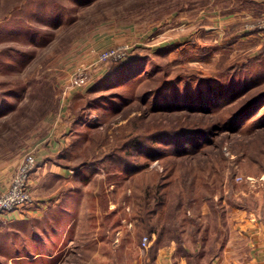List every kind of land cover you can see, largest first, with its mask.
Wrapping results in <instances>:
<instances>
[{
	"label": "rangeland",
	"instance_id": "rangeland-1",
	"mask_svg": "<svg viewBox=\"0 0 264 264\" xmlns=\"http://www.w3.org/2000/svg\"><path fill=\"white\" fill-rule=\"evenodd\" d=\"M262 26L264 0H0L6 185L26 154L36 160L32 201L22 214L59 212L81 193L78 241L103 239L98 256L131 264L171 241L174 254L207 264L238 224L240 210L264 209ZM106 53L113 55L100 60ZM146 93L152 94L144 100ZM183 96L193 106L190 121H233L196 154L164 155L171 167L162 180L169 182L161 192L165 233L154 247L155 234L132 216L134 177L113 169L108 158L128 135L184 119L186 112L172 107ZM131 157L162 170L157 159L139 152ZM153 200L150 189V206ZM35 218L0 224V264H42L18 260L37 250L38 228L45 225ZM115 240L120 249L112 251L107 246ZM85 252L94 256L95 249Z\"/></svg>",
	"mask_w": 264,
	"mask_h": 264
},
{
	"label": "crops",
	"instance_id": "crops-1",
	"mask_svg": "<svg viewBox=\"0 0 264 264\" xmlns=\"http://www.w3.org/2000/svg\"><path fill=\"white\" fill-rule=\"evenodd\" d=\"M45 165V164H44ZM37 173V171H36ZM9 180L7 168L0 166V188H3ZM81 193L72 195V205L57 212L50 209H34L22 214L21 210L12 212L0 218V224L10 221L24 219L27 214L36 217V221L44 222L45 228L39 229L36 239L37 250L30 255L19 256L18 260L35 262L39 260L42 264H114L112 258L99 255V250L104 248L105 243L101 238H93L94 242L78 241L82 226L75 224L78 217L82 216L77 201L82 200ZM80 206V205H79ZM240 220L228 229V237L218 255L213 256L207 264H264V209L240 210ZM25 220V219H24ZM75 226V227H74ZM48 228V229H46ZM97 233V231H96ZM44 234V235H43ZM43 236V239L41 238ZM84 240V238H82ZM118 240L108 245V249L115 251L120 249ZM92 245V246H91ZM94 248V256L83 257L89 248ZM184 250L185 246L180 245ZM77 251V252H75ZM175 246L171 241L165 245H158L151 257H139L131 264H192L185 255L174 254ZM77 254V255H75ZM82 256V257H81ZM72 260V261H69Z\"/></svg>",
	"mask_w": 264,
	"mask_h": 264
},
{
	"label": "trees",
	"instance_id": "trees-1",
	"mask_svg": "<svg viewBox=\"0 0 264 264\" xmlns=\"http://www.w3.org/2000/svg\"><path fill=\"white\" fill-rule=\"evenodd\" d=\"M151 94L152 93H146L144 100ZM161 97V92L155 94L153 101L154 107L158 106V100ZM187 99L188 98L184 97L182 100H176L172 104V107H181L186 112V117L184 119L176 118L177 121L170 123L169 126L150 127L146 134L128 135L120 146L115 148V151L118 149L119 153L114 152L113 156H109L108 158L114 167L113 169L123 175H132L134 177L133 182L137 192L134 190L136 201L132 207V216L137 220V225L139 227L142 229L146 228V231L155 234L156 240L154 242V247H156L165 233V227L160 223L163 217L162 211L165 207V199L161 192L169 185V182H162V180L167 179L171 167L167 165L166 161H163L164 155L166 153L172 156L196 154L203 143H211L208 139L209 136L215 135V131L218 128L230 130L228 123H232L233 121V118L228 119L227 122H225V124L223 123L221 126H219L216 121L204 119L205 116L198 121H190L187 119V113L193 110V106L191 101ZM256 100L257 99L254 101ZM160 104L161 103H159V106ZM166 105L165 108L169 109L170 104ZM236 116L237 115H235V117ZM158 141L162 143L161 145L163 147L154 146ZM137 152L146 155L149 159L159 160L160 163L163 164L161 172L158 170H148L146 168L147 166L136 163L132 157L131 159L130 153ZM150 189H152L154 193V202L151 206L148 204ZM178 207L179 204L177 203V208ZM155 215L158 216V219L156 222H152L154 221L153 217Z\"/></svg>",
	"mask_w": 264,
	"mask_h": 264
},
{
	"label": "built area",
	"instance_id": "built-area-1",
	"mask_svg": "<svg viewBox=\"0 0 264 264\" xmlns=\"http://www.w3.org/2000/svg\"><path fill=\"white\" fill-rule=\"evenodd\" d=\"M261 28H264V26ZM112 55L111 53L103 54L100 60H106ZM35 166L36 160L33 154L31 152L26 154L17 166L5 189L0 190V218L8 213L22 209L23 206L32 201L30 193V176ZM140 244L141 247H145L147 238H142Z\"/></svg>",
	"mask_w": 264,
	"mask_h": 264
}]
</instances>
